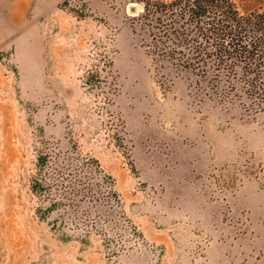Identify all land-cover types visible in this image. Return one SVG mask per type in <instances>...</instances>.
Here are the masks:
<instances>
[{"label": "rangeland", "instance_id": "rangeland-1", "mask_svg": "<svg viewBox=\"0 0 264 264\" xmlns=\"http://www.w3.org/2000/svg\"><path fill=\"white\" fill-rule=\"evenodd\" d=\"M172 1L0 0V264H264V108L172 61Z\"/></svg>", "mask_w": 264, "mask_h": 264}, {"label": "trees", "instance_id": "trees-1", "mask_svg": "<svg viewBox=\"0 0 264 264\" xmlns=\"http://www.w3.org/2000/svg\"><path fill=\"white\" fill-rule=\"evenodd\" d=\"M148 7L172 27V61L204 81L211 94L221 96L226 86L223 96L236 100L242 94L255 112L264 108V13L243 16L232 0L149 2ZM81 184L78 180L68 192L74 202L83 196Z\"/></svg>", "mask_w": 264, "mask_h": 264}, {"label": "crops", "instance_id": "crops-1", "mask_svg": "<svg viewBox=\"0 0 264 264\" xmlns=\"http://www.w3.org/2000/svg\"><path fill=\"white\" fill-rule=\"evenodd\" d=\"M36 1H54V2H57V1H60V0H36Z\"/></svg>", "mask_w": 264, "mask_h": 264}]
</instances>
